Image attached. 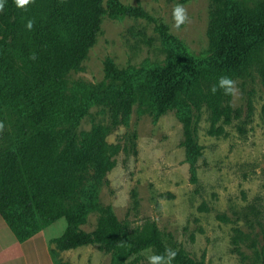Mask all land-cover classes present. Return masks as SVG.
Segmentation results:
<instances>
[{"label": "trees", "instance_id": "trees-1", "mask_svg": "<svg viewBox=\"0 0 264 264\" xmlns=\"http://www.w3.org/2000/svg\"><path fill=\"white\" fill-rule=\"evenodd\" d=\"M208 1V48L205 56L195 57L140 6H125L119 0H34L26 9H18L14 0H5L0 11V125H7L8 133L6 143L0 145V217L18 240L63 218L65 230L51 243L57 253L96 245L111 255L110 264H125L148 249L165 255L168 248L154 224L134 233L109 207L96 202L83 207L78 200L87 175L101 180L111 170L117 148L106 144V136L127 124L136 101L146 100L155 121L173 108L204 104L210 113L208 134L219 136L222 130L215 125L221 120L228 123L231 115L229 95L222 89L210 91L219 79L245 78L254 70L264 89V0L253 4ZM105 16L152 24L164 43L166 58L140 75L119 70L106 58L104 83L94 100L107 110L108 126L93 125L80 133L87 109L76 95L66 97L65 78L79 70ZM28 21H32L30 30ZM261 117L264 126V104ZM183 146L191 183L196 184L201 148L194 129L185 130ZM200 210L207 211L205 206ZM88 212L98 218L95 229L86 233L79 226ZM217 219L229 221L225 216ZM247 239L235 229L234 250ZM176 252V264H204L203 259Z\"/></svg>", "mask_w": 264, "mask_h": 264}, {"label": "rangeland", "instance_id": "rangeland-1", "mask_svg": "<svg viewBox=\"0 0 264 264\" xmlns=\"http://www.w3.org/2000/svg\"><path fill=\"white\" fill-rule=\"evenodd\" d=\"M119 1L125 6H140L167 26L169 34L191 55L205 56L208 0ZM237 1L253 4L260 0ZM178 4L187 15V21L179 29L173 19V10ZM106 58L119 70L140 75L144 69L162 64L166 53L152 24L103 17L100 33L86 59L78 71L70 72L65 78L66 97L76 95L87 109L80 122V133L88 132L93 125L108 126L107 110L98 99L94 100L104 83ZM262 58L264 61V48ZM233 81L237 91L227 101L230 119L228 123L221 120L215 125L222 130L219 136L208 134L210 113L204 104L198 108H193L192 103L185 105L187 108H173L155 121L146 100L136 101L127 124L106 136V144L117 148L111 170L101 180L92 173L85 177L79 205L88 207L96 202L109 207L117 220L126 223L134 233L154 224L168 249L182 251L197 261L203 259L204 264H264L261 117L264 89L254 70L249 76ZM6 126L0 127V145L8 133ZM187 128L194 129L201 148L195 164L196 184L191 183L183 146ZM202 206L207 211H201ZM220 216L229 221L221 222L217 219ZM97 218L96 213L88 212L79 229L92 232ZM57 221L65 223L63 218ZM235 229L248 237L237 252L231 244ZM51 249L56 264H110L111 261V255L101 252L96 245L63 253L55 252L53 244ZM152 255L158 254L152 249L145 250L131 256L125 264H149L148 258Z\"/></svg>", "mask_w": 264, "mask_h": 264}, {"label": "crops", "instance_id": "crops-1", "mask_svg": "<svg viewBox=\"0 0 264 264\" xmlns=\"http://www.w3.org/2000/svg\"><path fill=\"white\" fill-rule=\"evenodd\" d=\"M65 227L64 222L57 221L40 233L20 241L0 217V264H56L51 243L62 236Z\"/></svg>", "mask_w": 264, "mask_h": 264}, {"label": "clouds", "instance_id": "clouds-1", "mask_svg": "<svg viewBox=\"0 0 264 264\" xmlns=\"http://www.w3.org/2000/svg\"><path fill=\"white\" fill-rule=\"evenodd\" d=\"M18 9H26V6L33 3L34 0H14ZM5 0H0V11L4 9ZM174 26L179 29L187 21V15L182 5H176L173 10ZM26 27L32 28V21H28ZM218 89H222L225 95H234L237 91L235 82L227 76H222L218 84L211 88L212 94H215ZM2 127V125H0ZM177 252L173 249H167L165 255H152L149 259V264H172L176 258Z\"/></svg>", "mask_w": 264, "mask_h": 264}]
</instances>
